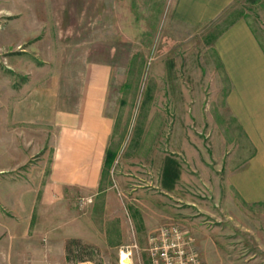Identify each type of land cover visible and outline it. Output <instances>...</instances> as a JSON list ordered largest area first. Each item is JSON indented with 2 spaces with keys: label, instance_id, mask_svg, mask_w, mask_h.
Masks as SVG:
<instances>
[{
  "label": "crops",
  "instance_id": "obj_1",
  "mask_svg": "<svg viewBox=\"0 0 264 264\" xmlns=\"http://www.w3.org/2000/svg\"><path fill=\"white\" fill-rule=\"evenodd\" d=\"M233 1L176 0L173 18L195 28L215 21ZM4 17L1 39L16 40L13 49L21 47L26 21L15 22L20 19L11 18L15 15ZM212 52L226 86L221 96L224 115L205 122L202 106H174L184 115L165 128L171 146L167 157L180 156V164L165 160L172 181L161 193L168 205L152 210L154 221L145 201L128 204L121 195L124 187L109 186L102 178L115 127L107 109L110 66L85 63L76 100L66 108L60 103L58 78L27 69L16 72L15 64L33 66L21 58L14 62L4 58L5 63L0 62V264H118V251L131 245L137 249L133 261L149 264L144 251L148 235L159 224L179 223L185 216L180 209L186 193L181 157L205 170L202 187L225 206L264 204V45L250 24L237 20L214 38ZM225 120L234 123L237 135L227 129L230 122L222 124ZM140 189H132L133 196ZM82 199L90 202L80 205Z\"/></svg>",
  "mask_w": 264,
  "mask_h": 264
},
{
  "label": "rangeland",
  "instance_id": "obj_2",
  "mask_svg": "<svg viewBox=\"0 0 264 264\" xmlns=\"http://www.w3.org/2000/svg\"><path fill=\"white\" fill-rule=\"evenodd\" d=\"M175 1L0 0V9H8L0 11V27L6 24L5 14L20 18L15 22L26 21L21 47L13 49L16 40L8 44L0 34V62L21 58L34 70L15 64L16 72L27 69V73L58 78L60 103L66 108L76 100L85 63L110 66L107 109L115 127L108 146L112 157L105 160L102 178L109 186L124 187L121 195L128 204L138 200L151 206V221L155 220L153 212L168 205L161 193L172 181L165 160L180 164V156L167 157L171 146L165 128L182 121L179 116L184 115L174 106H202L205 122L223 114L221 96L226 86L212 52L214 38L231 23L244 20L264 45V0H234L215 21L195 28L175 21ZM229 126L237 135L234 123ZM201 156L206 157L204 152ZM180 159L185 162L182 184L186 193L180 204L185 216L179 218L182 222L159 226L175 223L188 232L204 264H264V204L225 206L212 197L209 188L202 187L205 170ZM136 188L142 191L133 196Z\"/></svg>",
  "mask_w": 264,
  "mask_h": 264
},
{
  "label": "built area",
  "instance_id": "obj_3",
  "mask_svg": "<svg viewBox=\"0 0 264 264\" xmlns=\"http://www.w3.org/2000/svg\"><path fill=\"white\" fill-rule=\"evenodd\" d=\"M88 202L90 201H81L80 205ZM146 244L144 251L149 264H204L194 239L175 223L159 226L148 235ZM135 250V245L122 247L118 251V264H142L133 261Z\"/></svg>",
  "mask_w": 264,
  "mask_h": 264
},
{
  "label": "trees",
  "instance_id": "obj_4",
  "mask_svg": "<svg viewBox=\"0 0 264 264\" xmlns=\"http://www.w3.org/2000/svg\"><path fill=\"white\" fill-rule=\"evenodd\" d=\"M110 157H112L111 154H107V157H106V161H108L110 159ZM108 158V159H107ZM106 163V162H105Z\"/></svg>",
  "mask_w": 264,
  "mask_h": 264
}]
</instances>
